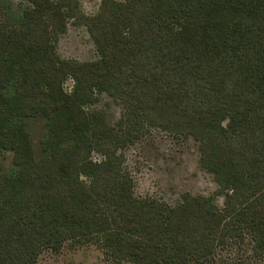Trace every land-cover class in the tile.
I'll list each match as a JSON object with an SVG mask.
<instances>
[{
    "label": "trees",
    "instance_id": "obj_1",
    "mask_svg": "<svg viewBox=\"0 0 264 264\" xmlns=\"http://www.w3.org/2000/svg\"><path fill=\"white\" fill-rule=\"evenodd\" d=\"M69 24L95 60L59 57ZM102 95L121 108L112 123L91 109ZM155 129L197 143L213 196L134 194L123 152ZM5 153L0 264L88 244L114 264H211L232 245L264 264V0H101L91 16L79 0H0Z\"/></svg>",
    "mask_w": 264,
    "mask_h": 264
},
{
    "label": "rangeland",
    "instance_id": "obj_2",
    "mask_svg": "<svg viewBox=\"0 0 264 264\" xmlns=\"http://www.w3.org/2000/svg\"><path fill=\"white\" fill-rule=\"evenodd\" d=\"M14 4L20 0H10ZM101 0H79L85 15H94L100 8ZM120 1V0H116ZM57 53L62 59L78 62L92 61L97 58L92 40L83 26L69 24L66 33L58 38ZM72 81L67 80L64 90L68 93ZM93 110L106 114L109 122L119 117L121 108L106 95L100 96ZM28 132L33 140L34 150L40 153L45 134L41 119L29 120ZM124 168L133 181L134 194L139 198L152 197L169 205L176 204L183 194L211 197L217 184L212 176L200 168L197 143L192 139L172 137L160 130H152L148 136L124 150ZM92 159L99 160L98 155ZM0 161L4 169L11 164L10 153H5ZM218 207L223 199L214 198ZM38 264H114L104 258L101 250L92 244L70 247L64 245L60 252L45 250L41 253ZM211 264H258L248 254L246 246L232 245L222 250Z\"/></svg>",
    "mask_w": 264,
    "mask_h": 264
}]
</instances>
